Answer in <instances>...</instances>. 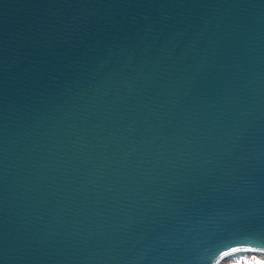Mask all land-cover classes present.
<instances>
[{
	"label": "water",
	"instance_id": "95a60500",
	"mask_svg": "<svg viewBox=\"0 0 264 264\" xmlns=\"http://www.w3.org/2000/svg\"><path fill=\"white\" fill-rule=\"evenodd\" d=\"M264 257V0H0V264Z\"/></svg>",
	"mask_w": 264,
	"mask_h": 264
},
{
	"label": "trees",
	"instance_id": "16d2710c",
	"mask_svg": "<svg viewBox=\"0 0 264 264\" xmlns=\"http://www.w3.org/2000/svg\"><path fill=\"white\" fill-rule=\"evenodd\" d=\"M227 262L233 264H264V258L254 253H248L236 256Z\"/></svg>",
	"mask_w": 264,
	"mask_h": 264
},
{
	"label": "rangeland",
	"instance_id": "374dc122",
	"mask_svg": "<svg viewBox=\"0 0 264 264\" xmlns=\"http://www.w3.org/2000/svg\"><path fill=\"white\" fill-rule=\"evenodd\" d=\"M244 253H239L238 255H231V256H228L226 259H224L220 264H233V263H229L227 261H229L230 259H233L235 258L236 256H240V255H243ZM246 254V253H245ZM248 254V253H247ZM257 255H260L261 257H263L261 254H257ZM264 258V257H263Z\"/></svg>",
	"mask_w": 264,
	"mask_h": 264
}]
</instances>
